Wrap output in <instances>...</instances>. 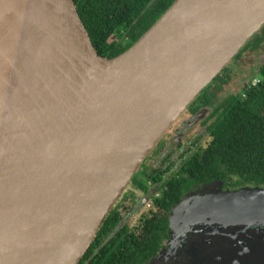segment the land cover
<instances>
[{
    "label": "water",
    "instance_id": "obj_1",
    "mask_svg": "<svg viewBox=\"0 0 264 264\" xmlns=\"http://www.w3.org/2000/svg\"><path fill=\"white\" fill-rule=\"evenodd\" d=\"M22 3L32 49L17 67L26 89L2 93L10 114L0 103V264H79L163 136L262 29L264 0H175L113 58L96 50L75 0ZM180 206L191 226L264 224L263 187L208 188ZM171 250L161 264H237Z\"/></svg>",
    "mask_w": 264,
    "mask_h": 264
},
{
    "label": "trees",
    "instance_id": "obj_2",
    "mask_svg": "<svg viewBox=\"0 0 264 264\" xmlns=\"http://www.w3.org/2000/svg\"><path fill=\"white\" fill-rule=\"evenodd\" d=\"M174 1L75 0V3L96 50L103 57L113 58L131 47ZM248 49L256 54L264 51V26L240 50L235 61L243 60ZM250 65L253 72L254 62ZM232 70L230 66L224 68L190 105L192 112L203 106L210 109L206 120L210 143L185 159L163 188V196L156 200L157 209L169 210L184 192H200L218 180L226 187L264 188V62L258 69L257 84L246 82L240 90L226 93L225 85L232 78ZM169 160L171 157L165 162ZM161 171L162 168L154 169L153 177L159 180ZM201 182L206 186L197 188ZM164 217L153 209L137 225L120 226L122 215L118 206L113 207L79 264H147L165 240L168 223Z\"/></svg>",
    "mask_w": 264,
    "mask_h": 264
},
{
    "label": "flooded vegetation",
    "instance_id": "obj_3",
    "mask_svg": "<svg viewBox=\"0 0 264 264\" xmlns=\"http://www.w3.org/2000/svg\"><path fill=\"white\" fill-rule=\"evenodd\" d=\"M246 53L248 54H245V59L243 58V62L251 64L252 61L254 62L255 58L254 50L248 49ZM247 60L249 62H247ZM254 69H256V67H254ZM258 69L257 72H255L256 74L259 72ZM232 73L235 76L231 74L232 78L229 83L225 85V91L228 89H230L229 92L238 91L242 88L244 83L250 81L253 82L254 80H251L250 76L246 73L243 75L239 71H233ZM258 82L259 80L256 82V84ZM190 105L185 111L190 116V119H187V121L184 122V125L189 126L190 124H194L198 125L199 127L201 125L204 127L205 132H200V134L194 140L190 141L187 146H185L183 143L184 140H182L185 135V128L180 129V131H178V133L173 136V143L175 145L174 147H169L168 141L164 139L165 135L163 136V138L151 152V155L146 158L140 169V172L134 175L133 179L131 180V184L129 183L130 185H128L115 205L118 206V209L122 215L120 226H135L139 222L143 221L144 217L151 213L153 209L154 211L158 210L159 215H163L165 216L164 218H167L168 228L163 245L155 257L160 255L167 256V254L171 255L174 253L171 249L175 247L180 253L184 250L185 253L182 254L187 255L189 258L208 256L215 257L221 255L220 260H222L223 256L225 258L234 257L235 262L239 264L240 259L238 255L240 253V255H242L241 257L243 258V264H264V224H253L250 228L236 229L234 232L231 230V227L222 229L214 228V225L207 227L200 225L191 226L185 222L186 218L184 212L180 213L175 210L177 209V205L191 194L190 191L184 192L169 210H160L154 206L156 200L161 197V195L163 196V188L171 181L173 175L181 169L185 159L188 156L190 157L195 151L202 150L203 147L208 146L210 143V137L207 132V126L209 123H206V120L210 114V109L203 106L200 107L196 112H192ZM203 110H206V112L202 113ZM198 115H200L199 118H197ZM152 155H154L156 160L154 163L150 162V157ZM168 157H171L172 161L169 160L165 162L166 159L168 160ZM158 168H162V175L158 178L159 180L153 177L152 172L154 169L157 170ZM166 169L168 170L165 171ZM204 185L205 183L201 182L196 186L197 188H201L204 187ZM208 185L209 189L214 188L224 191L237 190L247 186L254 187L251 185L226 187L224 182L220 180ZM196 186L193 188H196ZM177 213L180 214L177 216V219H174V216ZM194 240H196L198 244L203 243L202 248L205 250V252L194 255L193 253H190L188 249H186V244L188 245L191 243L190 241ZM213 241H216V247H213ZM216 249H229L230 251L217 253ZM155 257H153L147 264H149Z\"/></svg>",
    "mask_w": 264,
    "mask_h": 264
},
{
    "label": "bare ground",
    "instance_id": "obj_4",
    "mask_svg": "<svg viewBox=\"0 0 264 264\" xmlns=\"http://www.w3.org/2000/svg\"><path fill=\"white\" fill-rule=\"evenodd\" d=\"M22 1L0 0V69L5 71L6 78L12 79L14 82L13 85H9L5 78L0 80L3 87V90H0V103L3 106L1 108L7 114H10L11 108L2 104V93L7 92L15 95L18 90L26 89L20 82V73L17 67L24 71L27 69L26 59H30L29 53L32 49L25 22L22 19ZM8 53H14L16 63H12L7 58ZM101 71L108 73L112 70L101 68Z\"/></svg>",
    "mask_w": 264,
    "mask_h": 264
},
{
    "label": "rangeland",
    "instance_id": "obj_5",
    "mask_svg": "<svg viewBox=\"0 0 264 264\" xmlns=\"http://www.w3.org/2000/svg\"><path fill=\"white\" fill-rule=\"evenodd\" d=\"M245 54L247 55L248 53L245 52L244 56H245ZM254 55H255L254 64H255L256 69L253 72H251L250 63L246 64V63L243 62V60H240V59L235 61L236 57L229 63L228 66L232 67V69H233L232 71H239L242 75L244 73H246V74H248L250 76L251 80L254 79V81H258L259 80V77H258L259 74L257 73L258 74L257 75L255 72H257V69L264 62V51L263 52H259V53L257 52V54L254 52ZM247 62H249V61L247 60ZM237 81H238V78H237ZM229 91H230V89H228L226 91V93H228ZM187 119H190V116L187 114V112H184L177 119V121L172 125V127L167 131V133L165 134L164 139L168 141V146L169 147H174L175 146L174 143H173V136L176 135L178 133V131H180V129H184V128L186 129L185 130V135H184V137L182 139V140H184L183 143L185 144V146H187V144L190 143V141L194 140L200 134V132H202V131L205 132L204 127H202L201 125H200V127L198 125H194V124H190L189 126L184 125V122L187 121ZM150 159H151L150 162L154 163L156 161L155 158H154V155H152L150 157ZM130 184H131V182H130ZM177 210H178V212L179 211H184V208H183V206H180L179 208H177ZM180 213L175 214L174 219H177V216ZM214 240H215V238H214ZM213 244H214L213 247H216V241H213ZM200 246L203 247V244L200 245ZM200 246H198V247H200ZM201 249H203V248H200V250ZM241 256L242 255H240V253H239L238 257H241ZM169 257H170L169 254H167L166 257H164V255L157 256L149 264H161L162 260L164 258H169ZM220 259H221V255L216 256V260H220ZM205 264H207V263H205Z\"/></svg>",
    "mask_w": 264,
    "mask_h": 264
},
{
    "label": "built area",
    "instance_id": "obj_6",
    "mask_svg": "<svg viewBox=\"0 0 264 264\" xmlns=\"http://www.w3.org/2000/svg\"><path fill=\"white\" fill-rule=\"evenodd\" d=\"M256 82H257V81H254V80H253V84H256Z\"/></svg>",
    "mask_w": 264,
    "mask_h": 264
}]
</instances>
